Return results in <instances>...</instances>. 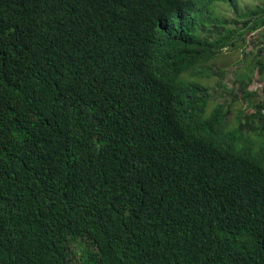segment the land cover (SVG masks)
<instances>
[{
    "label": "trees",
    "instance_id": "obj_1",
    "mask_svg": "<svg viewBox=\"0 0 264 264\" xmlns=\"http://www.w3.org/2000/svg\"><path fill=\"white\" fill-rule=\"evenodd\" d=\"M263 28L264 2L0 0V264H264V146L229 131L264 141V103L228 129L200 83Z\"/></svg>",
    "mask_w": 264,
    "mask_h": 264
},
{
    "label": "rangeland",
    "instance_id": "obj_2",
    "mask_svg": "<svg viewBox=\"0 0 264 264\" xmlns=\"http://www.w3.org/2000/svg\"><path fill=\"white\" fill-rule=\"evenodd\" d=\"M264 0H235V5L238 7L239 13L246 12L247 10L253 8L254 6H261ZM217 15L220 17L227 18L228 21H239L235 19V12H233L229 7L223 5H217ZM228 29L232 32H243L244 29L241 28L240 24L229 25ZM264 49V28L258 32L247 33L242 36V41L237 42V48L231 50L226 48L221 56L217 57V60L211 64L217 67V72L210 73L209 76L204 77L201 84L209 88L210 90V104L207 107L206 114H211L217 104L223 103L225 105H230V110L228 116L226 117V122L228 129L235 125L237 116L236 113L240 110L252 109L251 107L255 102L264 103V75L258 74L256 68H254V62L257 60L258 49ZM245 54V56H243ZM222 68L224 71L218 69ZM239 76L240 80L243 79L247 84L246 91L251 92L243 94L240 90V83L235 79ZM253 91V92H252ZM250 94V95H248ZM250 102L246 105L247 102ZM253 103V104H252ZM252 109L251 111H253ZM264 112V110H263ZM254 126L256 128H263L262 122L254 119ZM242 121H246L243 116ZM236 140H240V143H236V147L250 146V151L255 153V149L260 150L264 146V141L258 139L256 136L240 135L236 134L232 130ZM256 142V145H254Z\"/></svg>",
    "mask_w": 264,
    "mask_h": 264
}]
</instances>
